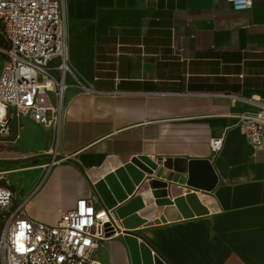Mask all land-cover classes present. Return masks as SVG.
<instances>
[{"label":"crops","instance_id":"obj_1","mask_svg":"<svg viewBox=\"0 0 264 264\" xmlns=\"http://www.w3.org/2000/svg\"><path fill=\"white\" fill-rule=\"evenodd\" d=\"M63 15L71 73L57 144L42 153L56 158L28 192L10 188L28 216L56 224L81 198L105 209L93 186L138 157L208 160L212 191L167 182L171 199L195 194L208 214L155 224L164 208L136 187L147 223L132 233L164 264H264V141L241 134L233 116L246 106L224 97L264 103V0L245 11L227 0H63ZM124 231L119 222L100 246L102 264H132Z\"/></svg>","mask_w":264,"mask_h":264},{"label":"built area","instance_id":"obj_2","mask_svg":"<svg viewBox=\"0 0 264 264\" xmlns=\"http://www.w3.org/2000/svg\"><path fill=\"white\" fill-rule=\"evenodd\" d=\"M227 1L235 11L253 5V0ZM0 40V137L9 135V123L15 119L59 132L71 73L63 0H0ZM224 97L246 106L233 116L235 126L254 147L261 145L264 103ZM223 143V137L211 140L214 155ZM25 203L0 186V264H102L98 249L119 235L120 220L111 210L97 209L93 198L79 199L53 225L30 218Z\"/></svg>","mask_w":264,"mask_h":264},{"label":"water","instance_id":"obj_3","mask_svg":"<svg viewBox=\"0 0 264 264\" xmlns=\"http://www.w3.org/2000/svg\"><path fill=\"white\" fill-rule=\"evenodd\" d=\"M42 158L54 159V154H41L14 163H26ZM174 171V173H169ZM188 173V177L180 174ZM148 176V178H146ZM148 181V183H146ZM186 184L205 192L212 191L218 184V176L208 160L172 161L160 159L158 162L146 157H138L130 163L106 175L94 186L93 191L101 204L115 213L124 227L123 240L126 243L132 264H164L144 242L132 233L136 228L147 223L139 212L146 208L142 196L133 195L136 187H142L144 193L152 200L154 206L162 207L163 215L155 224L174 222L181 218H192L208 214L195 194L171 199L172 188L168 183ZM129 197H133L129 199Z\"/></svg>","mask_w":264,"mask_h":264},{"label":"rangeland","instance_id":"obj_4","mask_svg":"<svg viewBox=\"0 0 264 264\" xmlns=\"http://www.w3.org/2000/svg\"><path fill=\"white\" fill-rule=\"evenodd\" d=\"M4 57L0 54V71L3 68ZM50 118V113H47ZM55 129V128H54ZM48 129L40 125L30 123L23 126L19 121L12 120L9 123V137L0 141V186L12 188L20 195L29 191L35 182L36 176L43 173L50 160L42 158L32 162L14 163L10 159L17 157L25 159L30 156L44 153V151L56 146L58 139L57 129ZM4 158L8 160H4ZM1 226V223H0Z\"/></svg>","mask_w":264,"mask_h":264},{"label":"trees","instance_id":"obj_5","mask_svg":"<svg viewBox=\"0 0 264 264\" xmlns=\"http://www.w3.org/2000/svg\"><path fill=\"white\" fill-rule=\"evenodd\" d=\"M0 46H3V43H2V41L0 40Z\"/></svg>","mask_w":264,"mask_h":264}]
</instances>
